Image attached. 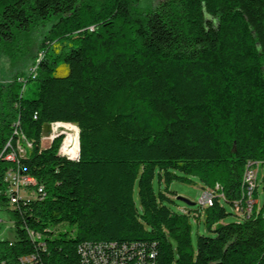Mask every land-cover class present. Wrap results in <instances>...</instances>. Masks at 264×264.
<instances>
[{
  "label": "trees",
  "instance_id": "16d2710c",
  "mask_svg": "<svg viewBox=\"0 0 264 264\" xmlns=\"http://www.w3.org/2000/svg\"><path fill=\"white\" fill-rule=\"evenodd\" d=\"M139 1L0 0V54L13 70L0 82V148L18 121L23 166L45 190L8 210L0 264L34 251L26 227L42 233L40 264H81L85 240L142 243L155 264H264V206L221 223L245 162L264 160V0ZM50 121L77 125V160L56 155L58 138L40 147ZM192 177L222 193L193 211L212 233L195 245L191 211L173 212L165 193ZM61 224L73 235H53Z\"/></svg>",
  "mask_w": 264,
  "mask_h": 264
},
{
  "label": "built area",
  "instance_id": "2783aa9c",
  "mask_svg": "<svg viewBox=\"0 0 264 264\" xmlns=\"http://www.w3.org/2000/svg\"><path fill=\"white\" fill-rule=\"evenodd\" d=\"M38 54H43L39 52ZM37 54V55H38ZM30 64L28 71L32 68ZM23 82L24 78H18ZM7 82V81H5ZM36 112L33 113V118ZM48 132L40 133V140H47L48 146L54 139H59L56 155L68 160H77L79 144L75 148H67V139L73 134H78L76 124L66 121L46 122ZM24 134H19L18 125L11 124V134L0 148V162L9 165L4 171L0 186V209L14 210L33 200H41L45 196L44 186L33 175L25 171L22 160L26 159L23 148ZM7 155H14V162H7ZM264 160H248L245 162L240 180V198L234 200L231 209L238 219L247 217L261 208L257 196L258 177L262 173ZM264 178V175L262 176ZM216 183L212 188H202L197 201V208L201 210L212 205L215 197H222ZM2 198V200H1ZM181 213L190 214L184 207L179 208ZM26 234L32 241L34 251L19 256L17 264H40L39 253L44 251L45 242L41 239L42 233L38 230L25 228ZM4 238H0L2 240ZM76 252L81 264H155V251L152 247L139 242L116 241H81L76 246Z\"/></svg>",
  "mask_w": 264,
  "mask_h": 264
},
{
  "label": "rangeland",
  "instance_id": "374dc122",
  "mask_svg": "<svg viewBox=\"0 0 264 264\" xmlns=\"http://www.w3.org/2000/svg\"><path fill=\"white\" fill-rule=\"evenodd\" d=\"M159 0H140L138 5L140 7H147L155 5ZM52 49L55 50L57 53L61 49V45L54 43L52 45ZM34 62V61H33ZM32 62V63H33ZM29 64V65H28ZM31 63L24 64V71L25 76L29 75L28 68ZM13 70L10 67L9 60L6 56L0 54V82L8 81L12 75ZM25 76L23 78H25ZM35 88L34 81H27L24 86V92L26 94L30 93ZM42 134H46L48 132V125L47 123L42 124L41 128ZM48 146L47 140L41 139L40 140V147L46 148ZM262 173L259 174L258 177V186H257V196L259 200V205L264 206V167L262 168ZM153 189L155 193L159 190L164 191V184H159L157 181L156 176L153 179ZM202 186L196 177H192L190 182H182L178 180H173L168 185V191L165 192L166 195L171 199V201H166V204L171 208L173 212H180L179 208L184 207L191 211V215L188 216L189 223H190V234L191 240L193 245L196 243L197 235H210L212 234L209 232L203 223V214L200 215L199 221L192 215L193 211L197 208V201L201 194ZM176 196H182L187 198L189 201L193 202L192 205H187L184 202L177 200ZM136 197V193H135ZM225 209L228 214L221 223L236 221L237 217L232 213L231 207L229 204L224 203ZM181 213V212H180ZM12 221L10 219V213L6 209H0V238H6L12 240L13 238V229H12ZM54 234L57 231H67L68 234L71 236L73 235V231L66 224L57 225L52 228Z\"/></svg>",
  "mask_w": 264,
  "mask_h": 264
},
{
  "label": "bare ground",
  "instance_id": "6f19581e",
  "mask_svg": "<svg viewBox=\"0 0 264 264\" xmlns=\"http://www.w3.org/2000/svg\"><path fill=\"white\" fill-rule=\"evenodd\" d=\"M17 124L18 121H15L13 123V125H17ZM19 134L22 133L19 132ZM76 145H77V134H73L72 136H70L69 139H67V148H75ZM23 148H25V150L30 149V142L27 141L25 137H23ZM7 161L14 162V155H7Z\"/></svg>",
  "mask_w": 264,
  "mask_h": 264
},
{
  "label": "water",
  "instance_id": "95a60500",
  "mask_svg": "<svg viewBox=\"0 0 264 264\" xmlns=\"http://www.w3.org/2000/svg\"><path fill=\"white\" fill-rule=\"evenodd\" d=\"M176 199H177V200H180V201H182V202H184V203L187 204V205H192V204H194L193 202L189 201L187 198L182 197V196H176Z\"/></svg>",
  "mask_w": 264,
  "mask_h": 264
}]
</instances>
